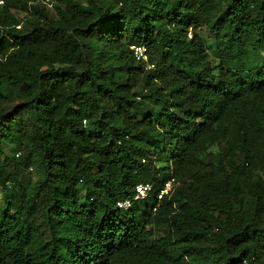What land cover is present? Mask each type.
<instances>
[{
    "label": "trees",
    "instance_id": "1",
    "mask_svg": "<svg viewBox=\"0 0 264 264\" xmlns=\"http://www.w3.org/2000/svg\"><path fill=\"white\" fill-rule=\"evenodd\" d=\"M0 187V264H264V0H0Z\"/></svg>",
    "mask_w": 264,
    "mask_h": 264
},
{
    "label": "rangeland",
    "instance_id": "2",
    "mask_svg": "<svg viewBox=\"0 0 264 264\" xmlns=\"http://www.w3.org/2000/svg\"><path fill=\"white\" fill-rule=\"evenodd\" d=\"M83 1H87V0H83ZM20 17H25V15H20ZM200 35L203 39V42L205 43V47L210 55L211 61L213 66L216 68V73L219 72V65H220V58L217 55V41L215 38V35L213 32H211L208 28H203L202 30H200ZM16 104L15 101L11 102V103H7L4 105V108L6 109H10L12 108L14 105ZM14 145H10L9 143H5L4 144V151L6 152V154L8 156H15L17 154V152H14ZM17 158V157H16ZM37 160H39V157H36ZM22 175H23V180L28 182L29 185L31 187H33L35 184H37V182H39V180L42 177V174L40 172V170L38 169L37 165H31L28 169H24L22 171ZM83 194V193H82ZM3 194H2V188L0 187V200L2 198Z\"/></svg>",
    "mask_w": 264,
    "mask_h": 264
},
{
    "label": "built area",
    "instance_id": "3",
    "mask_svg": "<svg viewBox=\"0 0 264 264\" xmlns=\"http://www.w3.org/2000/svg\"><path fill=\"white\" fill-rule=\"evenodd\" d=\"M132 49L134 50L137 59L147 60L146 49L144 47L133 46ZM175 186L176 181L174 179H171L163 188L159 189L157 193L155 192L152 185L139 184L136 187V195L134 197V200H144L157 195L158 201H161L164 197L170 195L173 192ZM133 202L134 201L132 199H126L119 201L117 203V206L120 210L126 211L132 207Z\"/></svg>",
    "mask_w": 264,
    "mask_h": 264
}]
</instances>
